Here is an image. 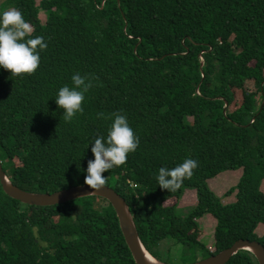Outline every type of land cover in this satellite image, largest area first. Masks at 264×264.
<instances>
[{"label":"trees","instance_id":"trees-1","mask_svg":"<svg viewBox=\"0 0 264 264\" xmlns=\"http://www.w3.org/2000/svg\"><path fill=\"white\" fill-rule=\"evenodd\" d=\"M9 7L47 42L34 73L0 68V161L13 184L49 194L84 186L90 141L111 122L96 113L122 111L139 145L103 175L130 206L149 255L157 259L165 241L184 254L204 249L196 223L204 215L216 222L208 257L238 240L264 246L255 233L264 225V0H0V11ZM75 72L96 79L83 113L65 122L54 99ZM186 157L198 161L193 175L161 189L157 170ZM242 169L227 194L236 201L224 204L209 181ZM187 190L198 205L181 218L166 204ZM0 264L137 263L107 200L30 206L0 181ZM228 264L259 263L239 251Z\"/></svg>","mask_w":264,"mask_h":264},{"label":"clouds","instance_id":"clouds-1","mask_svg":"<svg viewBox=\"0 0 264 264\" xmlns=\"http://www.w3.org/2000/svg\"><path fill=\"white\" fill-rule=\"evenodd\" d=\"M32 32L33 26L24 19L19 9L9 7L0 11V68L9 71L11 75L32 74L38 69L40 52L47 48V42L41 35L32 36ZM95 79L92 74L75 72L70 84L58 88L54 100L58 108L63 110L65 122H71L83 113L82 105ZM96 118L110 119L111 122L106 136L98 135L90 141L93 159L88 160L83 171L84 184L92 190L103 188L106 181L103 173L123 164L127 155L139 145V137L122 111L107 115L98 112ZM197 167L198 161L190 157L171 168L161 166L155 174L156 183L161 189L175 191L185 179L193 175Z\"/></svg>","mask_w":264,"mask_h":264},{"label":"water","instance_id":"water-1","mask_svg":"<svg viewBox=\"0 0 264 264\" xmlns=\"http://www.w3.org/2000/svg\"><path fill=\"white\" fill-rule=\"evenodd\" d=\"M226 111V109H225ZM0 181L4 192L11 198L25 205L50 207L65 205L88 197H99L107 200L115 209L127 247L137 264H164L149 255L140 242L139 232L127 201L113 188L104 185L99 190H92L87 185L53 194L25 191L10 180L0 161ZM239 251L252 254L259 264H264V246L257 241L238 240L232 246L196 264H228Z\"/></svg>","mask_w":264,"mask_h":264},{"label":"rangeland","instance_id":"rangeland-1","mask_svg":"<svg viewBox=\"0 0 264 264\" xmlns=\"http://www.w3.org/2000/svg\"><path fill=\"white\" fill-rule=\"evenodd\" d=\"M40 2L41 0H38V4ZM48 16V13L41 12L39 19L45 24ZM241 94V91H236V104L230 108V111H234L235 108L238 107V104L241 103V101H238V98H241ZM193 122L191 118L186 120L188 124H193ZM243 175V169L222 173L209 181L210 188L222 199L224 204L233 203L236 201L237 192L229 196L227 194L231 189L239 185ZM262 188L264 190V182ZM197 205L198 196L195 190H187L180 201L174 200L166 204L167 207L177 206V212L181 218L187 217ZM196 223L198 224L199 230L202 232V235L198 236L197 241L204 246V249H197L195 252H187L184 254V252L181 251V246L176 242L165 241L160 244L159 251L157 250V259L164 264H196V262L209 258L207 252L214 249V228L216 222L212 216L204 215L197 219ZM255 233L257 237H261L264 234V225L260 224Z\"/></svg>","mask_w":264,"mask_h":264}]
</instances>
